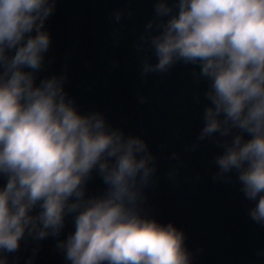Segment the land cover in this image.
I'll return each mask as SVG.
<instances>
[{
  "label": "clouds",
  "instance_id": "1",
  "mask_svg": "<svg viewBox=\"0 0 264 264\" xmlns=\"http://www.w3.org/2000/svg\"><path fill=\"white\" fill-rule=\"evenodd\" d=\"M54 10L55 0H0V254L18 251L26 234L58 236L73 214L75 231L57 245L70 264H191L182 230L141 215L156 171L146 142L110 129L100 113L80 114L66 77L36 86ZM154 13L146 28L157 33L140 39L157 63L145 59L142 75L199 65L210 103L198 141L217 137L223 148L213 178L235 171L255 202L250 218L264 225V0H157ZM93 170L107 190L86 198Z\"/></svg>",
  "mask_w": 264,
  "mask_h": 264
},
{
  "label": "water",
  "instance_id": "2",
  "mask_svg": "<svg viewBox=\"0 0 264 264\" xmlns=\"http://www.w3.org/2000/svg\"><path fill=\"white\" fill-rule=\"evenodd\" d=\"M156 2L55 0L43 29L51 44L34 73L35 84L66 77V99L80 114L100 113L110 129L146 142L156 171L143 189L141 215L182 230L191 264H264V225L249 216L255 202L244 196L235 171L231 179L213 178L214 158L223 153L217 137L198 141L210 103L205 97L209 82L199 77V65L178 61L167 72L142 75L145 59L157 63L140 39L157 33L155 25L146 28ZM6 182L0 176V188ZM85 187L86 198L107 190L95 170ZM74 231L69 214L58 236L36 240L26 234L18 251L0 255L7 264H70L57 245Z\"/></svg>",
  "mask_w": 264,
  "mask_h": 264
}]
</instances>
